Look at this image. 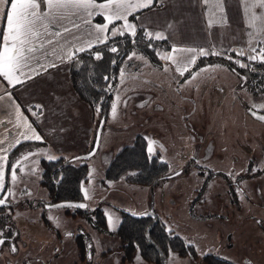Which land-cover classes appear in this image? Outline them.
<instances>
[{"label": "rangeland", "instance_id": "1", "mask_svg": "<svg viewBox=\"0 0 264 264\" xmlns=\"http://www.w3.org/2000/svg\"><path fill=\"white\" fill-rule=\"evenodd\" d=\"M158 45L159 59L165 58L162 68L152 67L137 53L125 59L92 157L82 158L90 146L67 150L47 143L23 151L35 154L6 174L0 189V198L4 188L8 195V207L0 214V239L5 240L0 264H148L138 255L131 262L122 261L115 234L119 210L154 211L167 231L194 247L195 260L169 254L166 264H205L207 255L232 264H264V122L248 113L264 110V89L252 93L247 80L236 79L229 71L221 79L199 75L186 79L189 64L169 67L162 53L166 44ZM238 58L231 60L237 64ZM68 66L63 68L67 73L59 72L57 82L66 81ZM211 69L223 72L217 66ZM50 84L35 86V101L54 91ZM96 116L95 133L100 124ZM81 119L80 128L88 126L87 115ZM137 135L146 138L152 156L158 154L167 163L172 178L155 189L129 185L125 176L104 182L111 160ZM58 158L87 165L81 191L88 211L103 210L106 233L98 232L88 219L66 216L64 209L45 208L49 199L40 185L39 161ZM79 235L84 236L83 256L75 243Z\"/></svg>", "mask_w": 264, "mask_h": 264}, {"label": "crops", "instance_id": "2", "mask_svg": "<svg viewBox=\"0 0 264 264\" xmlns=\"http://www.w3.org/2000/svg\"><path fill=\"white\" fill-rule=\"evenodd\" d=\"M96 2L105 3L106 0H96ZM132 2L142 3L147 0H132ZM244 8L243 0H151L147 7L130 10L126 20L113 18L112 23H108L105 19L110 15L109 12L100 13V10L96 9L93 11L98 14L90 17V25L84 24L76 16L60 20L58 28L49 26L47 31L38 24L42 35L33 39L36 51L30 54L34 59L24 69V75L17 73L20 82L13 81L10 84L0 76V164L4 167L5 176L7 173L10 174L14 164L33 153L23 154V151L33 150L36 146L50 143L53 147L64 145L67 150H76L77 145H81L78 147L79 150L90 146L95 134L93 124L97 119L96 114L79 99L73 90L69 74L65 77V82H57L61 77L59 72L67 73V69L63 68L68 65L69 72L71 61L78 55L107 43L110 39L133 35L140 29L147 39L166 44L167 53L164 55L169 67L179 69L187 62L188 70L194 64L191 63L193 57L195 62L201 57L211 56L227 59L242 56L248 60L254 56L255 61H258L255 50L258 43L264 39V22L259 19L251 21L250 18L253 12L259 16L264 10L252 9L246 13ZM130 17L134 19L129 20ZM96 18H100L101 21H97ZM72 20H76L81 27L79 29L74 27ZM104 24H108V28L102 33L97 32L95 26ZM128 24H131L132 28H128ZM4 26L6 21L0 18V28ZM65 28L70 31L65 32ZM57 30L62 35H55ZM41 44L43 47H40ZM188 49H195V52H188ZM201 49L206 53L203 56L199 55ZM161 57L165 60L163 56ZM215 66L222 68L223 72L212 70L211 68ZM228 71L236 79L242 78L221 65L206 66L192 76L221 79V75ZM215 74L217 75L214 76ZM43 83H51L50 86H53L54 91L39 96L40 100L35 101L36 97L32 92L37 84ZM38 105L42 110L37 107ZM84 114L87 115L88 126L85 127L84 124L80 128L81 115ZM37 135L40 136V140L35 139ZM29 142L32 144L12 155L11 169L6 170L9 154L20 144ZM4 157L7 159L5 160Z\"/></svg>", "mask_w": 264, "mask_h": 264}, {"label": "trees", "instance_id": "3", "mask_svg": "<svg viewBox=\"0 0 264 264\" xmlns=\"http://www.w3.org/2000/svg\"><path fill=\"white\" fill-rule=\"evenodd\" d=\"M133 19V17L129 18V20ZM96 20L101 21L100 18ZM158 44V41L147 39L143 31L139 29L133 35H122L110 39L107 43L81 53L71 61L69 78L73 90L79 99L99 115V121L102 120L105 124L109 118L122 65L131 53L140 54L155 68L162 67L161 60L156 53ZM113 48L116 49L115 52L112 51ZM262 53H264V39L258 43L255 50L257 63L249 68L238 67L231 59L219 56L201 57L186 71L185 77L192 76L203 67L221 65L247 80L251 92L258 93L264 89ZM97 54L100 59L96 58ZM249 111L252 110L249 109ZM94 140L95 134L88 153L93 148ZM30 144L32 142L20 144L9 154L6 170L11 168L12 155ZM148 147L144 136H135L133 142L118 151L111 160L104 172V182H116L125 176L124 181L129 185L155 189L164 180H169L171 178L169 177V166L160 161L158 154L152 156ZM40 165L42 167L40 185L45 189L49 199L43 204L85 203L81 185L87 180L86 164L74 165L71 161L58 158L56 160L41 159ZM4 190L7 193L6 188ZM4 210L0 208V214ZM64 210L66 216L73 219H88L98 232H107L103 210L97 208L88 211L87 207ZM152 212L155 214L154 217L138 219L124 210H119L120 221L115 234L120 241L119 250L122 254V261L131 262L138 255L148 264H166L169 254L195 260L197 256L194 247L172 231H167L156 213ZM45 225L51 228L48 221H45ZM75 243L83 256L84 236L76 237ZM203 261L205 264H232L214 255L205 256Z\"/></svg>", "mask_w": 264, "mask_h": 264}, {"label": "snow or ice", "instance_id": "4", "mask_svg": "<svg viewBox=\"0 0 264 264\" xmlns=\"http://www.w3.org/2000/svg\"><path fill=\"white\" fill-rule=\"evenodd\" d=\"M245 5V12L248 13L252 9L264 10V0H243ZM151 3V0L142 3H133L132 0H106L105 3H97L96 0H0V18L6 21V26L0 28V76L5 78L10 84L15 81L20 82L19 76L24 75V69L29 66L34 57L30 54L36 51L33 45V39L39 38L42 33L39 31L38 24L43 26L45 31L49 26H59V21L69 16H76L84 24H91L90 17L94 14H98L93 10L99 9L100 13L107 11L110 15L105 19L108 23L113 22L115 19H125L130 10L136 8L147 7ZM251 21L257 19L264 22V11H261L257 16L255 12L251 15ZM73 26L79 29L81 24L76 23V20L71 21ZM128 28H132L131 24L127 25ZM97 32H104L108 28V24L96 25ZM65 32L70 29L65 28ZM55 35L60 36L58 30ZM157 38H159L157 34ZM99 40V37H97ZM40 47H43L41 44ZM82 50V49H81ZM116 51L115 48L112 49ZM188 52H195V49H188ZM206 53L203 49L200 50L199 55L203 56ZM243 53H240L242 55ZM97 59L100 56L97 54ZM171 57H169L170 59ZM255 60L256 57H250ZM262 59H264V53H262ZM191 63H195V58L191 60ZM246 67V65H241ZM187 69H185L186 71ZM183 74V71L181 72ZM37 107H40L39 105ZM261 107H264L262 105ZM115 104L113 105V114L115 115ZM264 119V117H260ZM30 138V137H26ZM36 140H40V136H35ZM6 160L7 158L4 157ZM4 167L0 164V189L4 184ZM12 179H17L16 172L12 171ZM6 201L0 199V205H4ZM77 207H84V205H76ZM5 243L4 239H0V245ZM12 251H16L15 247Z\"/></svg>", "mask_w": 264, "mask_h": 264}, {"label": "water", "instance_id": "5", "mask_svg": "<svg viewBox=\"0 0 264 264\" xmlns=\"http://www.w3.org/2000/svg\"><path fill=\"white\" fill-rule=\"evenodd\" d=\"M248 113L251 114V116L253 117V119H255L256 121H259V122H264V119H261L260 117H264V113H260V112H254L253 110L252 111H249ZM100 124H99V128L98 130L96 131L95 133V140H94V144H93V148L92 150L85 154L84 156H82V158H90L92 157L96 151H97V148H98V143H99V137H100V133L102 131V128H103V121H99ZM172 178V176H171ZM7 198V196H5V199ZM84 205V207H77L76 205ZM8 204L5 203L4 205H0V207L4 206L6 207ZM87 207V204L86 203H70V202H65V203H59V204H55V205H48V206H45V208L49 209H85ZM133 217L135 218H138V219H141V218H147V217H154L155 214L151 211V212H146V213H142V214H131Z\"/></svg>", "mask_w": 264, "mask_h": 264}, {"label": "built area", "instance_id": "6", "mask_svg": "<svg viewBox=\"0 0 264 264\" xmlns=\"http://www.w3.org/2000/svg\"><path fill=\"white\" fill-rule=\"evenodd\" d=\"M158 47H159V45H158ZM163 54H166L167 52L166 51H164V52H162ZM257 63V61H255V60H248L247 58H245V57H239L238 59H237V65L239 66V67H241V65L243 64V65H246L247 67H250V66H252V65H254V64H256Z\"/></svg>", "mask_w": 264, "mask_h": 264}, {"label": "flooded vegetation", "instance_id": "7", "mask_svg": "<svg viewBox=\"0 0 264 264\" xmlns=\"http://www.w3.org/2000/svg\"><path fill=\"white\" fill-rule=\"evenodd\" d=\"M5 196H7V194L5 193L4 195H3V197L2 198H0V199H4L5 201H6V203H7V198L5 199ZM45 206H48V205H45ZM8 207V205L6 206V207H4V206H2V207H0V208H7ZM47 209V208H46ZM49 209H51V208H49Z\"/></svg>", "mask_w": 264, "mask_h": 264}]
</instances>
